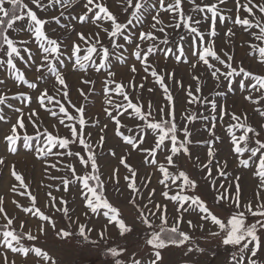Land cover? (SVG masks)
<instances>
[{"label":"snow or ice","instance_id":"6c2138e0","mask_svg":"<svg viewBox=\"0 0 264 264\" xmlns=\"http://www.w3.org/2000/svg\"><path fill=\"white\" fill-rule=\"evenodd\" d=\"M0 89V264H264V0H0Z\"/></svg>","mask_w":264,"mask_h":264},{"label":"rangeland","instance_id":"374dc122","mask_svg":"<svg viewBox=\"0 0 264 264\" xmlns=\"http://www.w3.org/2000/svg\"><path fill=\"white\" fill-rule=\"evenodd\" d=\"M229 7H232L231 4L228 5ZM222 35H223V27L221 26L218 29V37H217V44L220 45L222 43ZM243 37L241 35H238L236 40H235V48L233 49L236 53V58L239 61L243 56H244V49L240 46L241 45V41H242ZM185 47H187V45H185ZM245 63H249V61H245ZM162 66L163 65L162 63ZM167 68L169 71H173L175 70L177 72V79L183 78L185 80V83H187L189 81V77L186 75V66L185 65H173L171 62H169L167 65ZM72 82L75 83V79L72 78ZM169 84H171V82H169ZM12 85L11 83L8 84V88H11ZM146 87H152V84L149 83L147 84ZM3 90V89H0ZM206 94H207V90H206ZM174 95L176 97V108H177V116L179 118V113L183 110L184 107V100L182 98L183 94L180 92L179 89H176L174 91ZM144 99L145 100H149V99H153L155 102H159V103H163L162 98L159 96V94H149L146 90L144 92ZM220 103H227L229 105H232L233 103H235L236 107L238 109H242L243 105L240 99V93L239 92H235L233 94H231L229 96V98H227V100H225V98H220ZM17 105L19 106V102H17ZM98 110V105L96 108H90V114L94 115L96 113V111ZM95 131V130H93ZM95 138V136H94ZM109 143L110 144H114L115 141L111 139V135L109 134ZM223 151H226V149H224ZM11 160L15 161L17 163V168L18 170L22 171L26 177L27 182H29L31 184L32 187V191L36 192L37 188H38V184L39 181L41 180V174H40V165L39 164H33L32 163V157L27 153V151L25 149H23L22 145L19 148V154L17 156L14 157H10ZM133 164L135 165H139V158H135L133 161ZM116 161L109 158L108 160L102 161V166H103V172H104V176L105 178H107V176L109 175V171H110V167L115 166ZM146 167V166H145ZM150 171V169H149ZM124 172L123 170L121 171V176H123ZM141 175H144V170H141ZM11 183V178L8 175V170L7 169H3L0 170V195L4 194L7 186ZM46 191V189H42L39 191V196H40V200L41 203H43L44 201V192ZM54 195H61V193H56L54 190ZM245 192L246 195L248 194V187L246 185L245 187ZM74 191L64 194L67 196V198L71 201L74 197ZM108 195L110 197V199L118 204V205H123L124 203V198L123 196H121L119 193L115 192L111 186H109V192ZM11 194H9V200H10ZM22 202H26L24 200V198H20ZM209 202H211V196L208 197ZM8 208L9 211L13 210V206L11 205V203H8ZM75 206V205H74ZM125 215L129 217V220L131 219V213L129 212H125ZM199 234H197L198 236ZM143 242V233H133L131 235V237L129 238V240L127 241L128 246L130 247L131 250H136L140 245H142ZM40 244H51L52 240L51 237H49L47 240H45V238H41V240L39 241ZM201 243H203L201 241ZM212 245H215V242H211ZM221 252V256L220 259H223V249H220ZM166 258L170 261H175V262H179L180 261V253L178 250H172L170 253L167 254ZM9 259H16L17 264H23V257H16L12 254H9Z\"/></svg>","mask_w":264,"mask_h":264}]
</instances>
